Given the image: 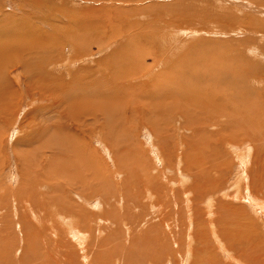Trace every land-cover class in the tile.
I'll return each instance as SVG.
<instances>
[{"label": "rangeland", "instance_id": "obj_1", "mask_svg": "<svg viewBox=\"0 0 264 264\" xmlns=\"http://www.w3.org/2000/svg\"><path fill=\"white\" fill-rule=\"evenodd\" d=\"M121 1L0 0V264H264V80L226 69L264 66V1L159 2L216 10L186 33L130 13L159 0ZM212 81L239 86L227 111Z\"/></svg>", "mask_w": 264, "mask_h": 264}, {"label": "bare ground", "instance_id": "obj_2", "mask_svg": "<svg viewBox=\"0 0 264 264\" xmlns=\"http://www.w3.org/2000/svg\"><path fill=\"white\" fill-rule=\"evenodd\" d=\"M40 1V0H39ZM143 2L144 0H122L121 2H124V3H127V2H130V3H132V2H135V3H139V2ZM163 1H165V0H159V1H156L154 4L152 3V4H147V5H143V7L141 6V7H138L137 9H136V11H130V13H132V14H134V15H137V16H143L144 18H148V19H150L149 20V23L151 22V23H155L154 25L155 26H157V28H159V27H161V26H166V27H168L169 26V28H170V30H173V31H176V33H179L180 31H182L183 33H186V32H188V30H192V32H193V30L194 31H196V26H195V24H196V22H194V19L195 18H199V19H202V20H205V17H207V20L206 21H210V23L214 20V19H219V16H217V14H216V10L215 11H213L212 12V10H213V8H212V10L210 9L209 11H207V10H204V11H202V13H200L198 16H196V9H194V10H192V9H188V8H185V7H183V6H180V7H176V5H174V4H172L173 2H171L170 4L171 5H169V7H168V9H167V6L166 5H162V4H160L159 2H163ZM243 1V0H242ZM241 1V2H242ZM248 1V0H247ZM264 1V0H263ZM244 2V1H243ZM24 3V2H23ZM263 2L261 1V4H262ZM19 4V3H18ZM163 4H164V2H163ZM244 4H245V2H244ZM257 4V3H256ZM258 4H260V3H258ZM36 9H37V11H36V13L37 14H40L41 12V10H39L38 8L40 7V6H44V3L42 2H40V3H36ZM168 5V4H167ZM188 5V4H187ZM185 6H186V4H185ZM189 6V5H188ZM191 6H192V4H191ZM198 6V5H197ZM262 6H264V5H262ZM45 7V6H44ZM193 7V6H192ZM21 8V7H20ZM19 8V9H20ZM23 8V7H22ZM22 8L20 9V12H21V10H22ZM198 8H199V6H198ZM241 8H242V6H241ZM250 8V6H248V9ZM252 8H254V6H252ZM252 8H250V9H252ZM1 9V8H0ZM35 9V10H36ZM264 9V8H263ZM244 10V9H243ZM255 10V9H254ZM211 11V12H210ZM245 11V10H244ZM263 11V10H262ZM153 12H154V14H153ZM198 12H199V10H198ZM197 12V13H198ZM245 12H247V11H245ZM264 12V11H263ZM255 14V13H254ZM260 14V13H259ZM169 17H167V16ZM47 18V17H46ZM73 18V17H72ZM166 18H168V20L166 19ZM172 18H173V20H172ZM264 18V17H263ZM49 19V18H48ZM68 19V18H67ZM71 19V18H70ZM244 20H246L245 18H243ZM44 20V22H45V19H43ZM72 20V19H71ZM167 20V21H166ZM220 20V19H219ZM173 21V22H172ZM239 21H241V20H239ZM47 22V21H46ZM49 22H50V19H49ZM53 22V20L50 22V23H52ZM67 22V21H66ZM69 22H70V20H69ZM145 22V21H144ZM177 22V23H176ZM214 22V21H213ZM219 22V21H218ZM264 22V21H263ZM262 22V23H263ZM255 23V22H254ZM193 24V26H191ZM215 24H216V22H215ZM242 24H248V26H249V22H243L242 21ZM64 25V24H63ZM68 25V24H67ZM216 25H218V24H216ZM216 25H212L211 26V24H210V26L211 27H216ZM3 26V25H2ZM55 26V25H54ZM54 26H53V28H54ZM66 26V25H65ZM221 29H222V31L220 32V33H224V34H226V33H230V30L232 31H236V32H234L235 34L238 32V33H240V34H244V33H248V35L247 36H245L244 38L245 39H251V34H252V31H250V29H247L245 26H238V27H235L233 24H231L229 21H226V20H223V23L221 22V25H218ZM258 26H260V27H258ZM257 26V24H254V28L257 30V34H259V36H261V37H263L264 36V23H263V25H258ZM50 27V26H49ZM151 27H153V25L151 26ZM151 27H149V28H151ZM219 27H216L215 29H214V31L215 32H217V30H218V28ZM236 28V29H238L239 30V28H240V30L241 31H237L236 29H233V28ZM1 28V27H0ZM12 28V27H11ZM51 28H52V26H51ZM89 27H88V25L86 24V28H84V29H88ZM168 28V29H169ZM219 28V29H220ZM250 28V27H249ZM71 29V28H70ZM78 29V28H77ZM166 29V28H165ZM37 30V29H36ZM242 30H244V31H242ZM41 31V30H40ZM43 31V30H42ZM82 32H84V31H82ZM243 32V33H242ZM46 33V32H45ZM218 33V32H217ZM40 34H41V32H40ZM86 34V33H85ZM174 34H175V32H174ZM220 35V34H219ZM1 36V35H0ZM46 36V35H45ZM44 36V37H45ZM49 36V35H48ZM140 37H139V39H138V42H139V40L140 41H142V40H144L145 38H149L151 35H149V34H143V35H139ZM154 36H156V34L154 35ZM153 36V37H154ZM42 37V36H41ZM145 37V38H144ZM156 37H158V36H156ZM48 38V37H47ZM140 38H144V39H140ZM258 38V37H257ZM167 39V41L169 42V38H166ZM236 39V38H235ZM239 40H241V41H244L243 40V38H240ZM252 40V39H251ZM48 41V40H47ZM53 41V40H52ZM136 41V40H135ZM146 41V40H145ZM79 42V41H78ZM143 42V41H142ZM178 42V41H177ZM234 42H235V40H234ZM5 43V42H4ZM165 43V42H164ZM170 43V42H169ZM7 44V43H6ZM146 44H148L147 42H146ZM236 44V43H235ZM34 45V44H33ZM169 45V44H168ZM167 45V46H168ZM172 45V44H171ZM23 46V45H22ZM202 46V45H201ZM169 47V46H168ZM197 46H195V48H196ZM231 47V46H230ZM2 48V47H1ZM134 48V47H133ZM261 49H264V48H262V47H260ZM76 49V48H75ZM3 50V49H2ZM1 50V51H2ZM174 51V50H173ZM4 52V51H3ZM184 52V51H183ZM1 53V52H0ZM149 53V56H151L152 54H150L151 53V51L150 52H148ZM242 53V52H241ZM145 54V53H144ZM227 54V53H226ZM264 54V52H262L261 53V55L262 56H264L263 55ZM3 55V54H2ZM228 55V54H227ZM226 55V57H228ZM237 55V54H236ZM235 55V57L237 58V56ZM0 56H1V54H0ZM28 56V55H27ZM24 57V56H23ZM153 57H155V56H153ZM179 57V56H178ZM181 57H183V56H181ZM203 57V56H202ZM202 57H200L201 59H202ZM230 57V56H229ZM232 57V56H231ZM26 58V57H25ZM77 58V57H76ZM195 58V57H194ZM223 58V57H222ZM78 59V58H77ZM204 59V58H203ZM202 59V60H203ZM229 59V58H228ZM251 59H252V57H251ZM259 59V58H258ZM178 60V59H177ZM217 60H218V58H217ZM231 60V59H230ZM230 60H229V62H230ZM236 60H239V59H236ZM248 60V59H247ZM71 61V60H70ZM156 58H153V63H156ZM196 61V60H195ZM209 61V60H208ZM227 61V60H226ZM261 59H259L258 60V63H255V62H253L252 60L248 63V64H245V63H243L242 61H239V62H237V63H233V62H231V63H228V65H229V68H226L227 70L229 69V72H228V74L230 73V71H231V73H232V76L234 75V74H242V75H246V74H244V67H245V65H249L250 67H252V70L253 71H255V72H257V73H261L262 74V76H263V78H261V80L263 79L264 80V66L261 64ZM202 62V61H201ZM9 63V62H8ZM25 64V63H24ZM157 64V63H156ZM179 65V67L181 66L182 67V65H183V63H181V64H178ZM185 66H186V64H184ZM195 65V64H194ZM224 65H225V67L227 66L228 67V65H227V63L225 64V62H224ZM212 66H213V64H212ZM68 67V66H67ZM180 67V68H181ZM184 67V66H183ZM214 67V66H213ZM248 67V66H247ZM246 67V68H247ZM148 68H150V67H148ZM185 68V67H184ZM205 68H206V66H205ZM197 69V68H196ZM202 69H203V67H202ZM214 69H216V70H220L221 72L223 71L222 70V68H221V66L219 65V66H217L216 68H214ZM225 69V70H226ZM184 70V69H183ZM188 70V69H187ZM205 70V69H204ZM215 70V71H216ZM249 70V69H248ZM197 71V70H196ZM187 72V71H186ZM194 72V71H193ZM210 72H211V70H210ZM210 72H208V73H210ZM223 72H225V71H223ZM204 73V72H203ZM206 73H207V71H206ZM218 74H219V71L217 72ZM217 73H215V75L217 76L218 74ZM231 73H230V75H228V76H231ZM169 74V73H168ZM175 74V73H174ZM213 74V73H212ZM224 74V73H223ZM171 75H173V74H171ZM221 75V74H220ZM219 75V76H220ZM238 76V78L240 77V79L243 77L244 78V76ZM249 75H251V74H249ZM205 76V75H204ZM207 76V75H206ZM212 76V78H214L213 77V75H211ZM217 77L218 78V80H219V78H221V77ZM231 76V77H232ZM247 76V75H246ZM235 77V76H234ZM20 78V77H19ZM230 78V77H229ZM233 78V77H232ZM231 78V79H232ZM242 78V79H243ZM247 78V77H246ZM252 78H255V77H252ZM127 79V78H126ZM167 79V78H166ZM165 79V80H166ZM207 79V78H206ZM231 79H229V80H231ZM240 79H239V81H240ZM241 79V80H242ZM245 79V78H244ZM17 80V79H16ZM27 80H28V78H27ZM222 79H220V81L219 82H222L221 81ZM228 80V79H227ZM235 80V79H234ZM233 80V81H234ZM247 80H248V78H247ZM260 80V79H259ZM262 80V81H263ZM18 81H19V79H18ZM170 81H172V80H170ZM208 81H209V79H208ZM223 81H225V80H223ZM237 81V80H236ZM236 81H234V82H236ZM239 81H238V83H239ZM243 81H245V80H243ZM249 81H250V79H249ZM61 82V81H60ZM176 82V81H175ZM213 82V81H212ZM241 82V81H240ZM264 82V81H263ZM23 83V82H22ZM178 83V82H177ZM177 83H174V84H176L177 85ZM179 83H181V82H179ZM178 83V84H179ZM228 83L229 84H231L232 83V86H230V85H228V87L230 86V88H225L226 86H224V88H221L222 87V85H220V86H217L214 82L213 83H208V84H206L205 86H204V89H207V91L209 90V89H211V92H213L214 94H222L221 96H214L213 98L215 99V101H217V102H219V100H218V98H224L223 97V95H230L231 93H233V92H236L237 93V95H238V92H239V90L237 91V88L234 90V88L235 87H237L238 85L237 84H235V83H233L232 81H231V83L228 81ZM237 83V82H236ZM246 83V82H245ZM17 84V83H16ZM19 84V83H18ZM26 84V83H25ZM29 84V83H28ZM223 84V83H222ZM227 84V83H226ZM241 84V83H240ZM30 85V84H29ZM157 85V84H156ZM199 85V84H198ZM209 85H210V87H209ZM25 86H27V85H25ZM172 86H174V85H172ZM178 86V85H177ZM177 86H175V87H177ZM185 86V85H184ZM183 86V87H184ZM246 86H248V85H246ZM32 87V86H31ZM239 87V86H238ZM242 87V86H241ZM178 88V87H177ZM193 89H195L194 88V86L192 87ZM246 88V87H245ZM244 88V89H245ZM27 89V88H26ZM32 89V88H31ZM170 89V88H169ZM189 88V85L188 86H186V87H184V91H181V90H177V93L181 96V97H183V98H185V96H188V92H190V90H192V89H190ZM128 90V89H127ZM148 91V90H147ZM174 91V90H173ZM119 92H120V90H119ZM211 92H210V94H211ZM175 93V92H174ZM201 93V92H200ZM241 95V94H240ZM211 97V96H210ZM229 97V96H228ZM40 98V97H39ZM232 98V97H231ZM230 98V99H231ZM239 98V97H238ZM243 98L246 100V94H243ZM64 100H65V98H63ZM104 99V98H103ZM187 99V98H186ZM188 99H189V96H188ZM194 99H196V98H194ZM233 99H235V97L234 98H232V100ZM244 99H241V102H242V104L244 105V106H250V104H247L246 103V101L244 100ZM251 98H249V100H250ZM117 100V99H116ZM210 99H208L207 98V103H208V101H209ZM105 101H107V100H105ZM112 101V100H111ZM118 101H120V100H118ZM211 101V100H210ZM237 101V100H236ZM108 102V101H107ZM106 102V103H107ZM187 102V101H186ZM194 102V101H193ZM220 103V102H219ZM227 103V101L225 100V98H224V101L223 102H221V105L219 106L220 108H221V112H224V111H227L226 109H228V104H226ZM108 105H110L109 103H107ZM107 104H105L106 106H107ZM116 104V103H115ZM180 104V103H179ZM187 104V103H186ZM192 104V103H191ZM209 104V103H208ZM252 104H254V103H252ZM183 105V107H185L184 106V104H182ZM181 105V106H182ZM217 105V104H216ZM105 106V107H106ZM197 106H198V104H197ZM207 105H203V103H202V100H201V102H199V106L198 107H201V109H203L204 111L206 110V109H208L207 107H206ZM243 106V107H244ZM111 107H112V104H111ZM196 107V106H195ZM194 107V108H195ZM188 108V107H187ZM186 108V109H187ZM137 109V108H136ZM173 109H175V108H173ZM105 110H106V108H105ZM181 110V109H180ZM103 111V110H102ZM198 111V110H197ZM200 112V111H199ZM102 113V112H101ZM214 113H215V111H214ZM237 113V112H236ZM252 114H254V113H252ZM94 116V115H93ZM95 116H99V115H95ZM188 116V115H187ZM198 116V115H197ZM147 117V116H146ZM239 118H240V116H238ZM251 117V116H250ZM249 116H247V118H250ZM252 117H254L253 115H252ZM149 118V117H148ZM256 118H258V116H256ZM96 119V118H95ZM165 119V118H164ZM198 119V118H197ZM251 120L253 119V118H250ZM248 120V119H247ZM259 120V119H258ZM166 121V120H165ZM246 121V120H245ZM244 121V122H245ZM111 122V121H110ZM243 122V121H242ZM114 123V122H113ZM187 123V122H186ZM252 123H253V120H252ZM256 123V122H255ZM241 124V123H240ZM244 123H242V125H243ZM245 124H248V127L250 128V126H251V123H250V121L248 120V121H246L245 122ZM261 124H263L264 125V120L261 122ZM73 125V123L71 124V126ZM256 125V124H255ZM255 125H254V127H255ZM57 126H59V125H57ZM70 128H74V126L73 127H70ZM230 129V128H229ZM68 135H70V133L68 134ZM264 137V136H263ZM69 139V138H68ZM261 140H264V139H262L261 138ZM60 144H58L57 146H59ZM54 146V145H53ZM60 147V146H59ZM54 148V147H53ZM55 148H57V147H55ZM247 148V147H246ZM209 152V151H208ZM53 154V153H52ZM240 154V153H239ZM205 156V155H204ZM81 157V156H80ZM248 159V158H247ZM224 164V163H223ZM198 166H196V168H197ZM190 169H191V167H190ZM252 170V169H251ZM202 171H204V170H202ZM250 174H252L251 172H250ZM249 177H251V175H249ZM251 178H253V177H251ZM256 178V177H255ZM254 180V179H253ZM248 182H249V180H248ZM187 183V182H186ZM257 183V182H256ZM255 183V184H256ZM170 185V184H169ZM67 186H69V183H67ZM251 186V185H250ZM249 186V188H251ZM216 187V186H215ZM252 188H254V187H252ZM256 188V187H255ZM263 188H264V186H263ZM69 190H70V188H68ZM261 190V189H260ZM162 192H164V191H162ZM74 193V192H73ZM240 193V192H239ZM170 194V193H169ZM244 194V193H243ZM246 194V193H245ZM244 194V195H245ZM79 195V194H78ZM166 195V194H165ZM248 196H250V192H249V195ZM150 197V196H149ZM156 197V196H155ZM163 197V196H162ZM175 197V196H174ZM251 198H252V200H253V196L251 195L250 196ZM167 198H169V196L167 197ZM210 197L208 196V199H209ZM160 199H161V197H160ZM171 199V198H170ZM177 199V198H176ZM239 199H241L240 197H238L237 198V200H239ZM256 200V199H255ZM258 200V199H257ZM157 201H159V200H156V203L155 204H159L158 206L160 207V206H162V205H164L165 207H168L166 204H163V202H165L166 201V199L164 198V201L161 199V201H163L162 203H159V202H157ZM210 201V200H209ZM243 201V200H242ZM246 201H247V197H246ZM149 202V201H148ZM168 202V201H167ZM247 202H249V201H247ZM219 203V202H218ZM218 203L215 205L216 206V208H218ZM230 203H231V201H223L222 203H221V209H222V211L225 213L226 211H227V208L228 209H230L232 212H233V206H231L230 205ZM263 203V202H262ZM264 204V203H263ZM175 205V204H174ZM234 205V204H233ZM137 207V206H136ZM255 207V206H254ZM261 207H262V209H264V205H261ZM260 208V207H259ZM164 209V208H163ZM100 211H102L101 209H99ZM179 210V209H178ZM217 211V210H216ZM219 211V210H218ZM35 212V211H34ZM157 212V211H156ZM221 212V211H220ZM254 212V211H253ZM205 213V212H204ZM228 213V212H227ZM162 214V213H161ZM254 214V213H253ZM238 215H240V217H242V216H244L243 214H242V211L240 210V212H239V214ZM263 215H264V211H263ZM163 216V215H162ZM202 216V215H201ZM208 216V215H207ZM229 216V215H228ZM101 217V216H100ZM248 217H250V216H248ZM160 218V217H159ZM224 219V218H223ZM226 219H228L227 217H226ZM206 220V219H205ZM162 220L160 219V222H161ZM214 221V220H213ZM239 221H241V220H239ZM238 221V222H239ZM159 222V221H158ZM211 222V221H210ZM220 222H221V220H220ZM150 223V222H149ZM213 223V222H212ZM224 223H226V222H224ZM236 223H237V221H236ZM246 223L248 224V223H250L249 221L247 222V221H245V222H243L242 224H245V228L247 227L248 228V226H251L252 227V225H247L246 226ZM155 225V224H154ZM72 226V225H71ZM220 226V225H219ZM151 227V226H150ZM152 227H155V226H152ZM151 227V228H152ZM218 227V226H217ZM244 228V229H245ZM223 229H224V227H223ZM222 229V230H223ZM74 232V234L75 235H77L78 233H79V231H73ZM240 232V231H239ZM215 233V237H216V239L218 240V243H219V245L221 246L220 247V249L224 252V253H229V249L226 247L227 245H225V240H223L224 239V237L223 236H219L216 232H214ZM89 234V233H88ZM81 235V234H80ZM232 236V235H231ZM78 237H80V236H78ZM78 237H76V238H78ZM240 237V236H239ZM250 237V236H249ZM225 238H227V237H225ZM230 238V237H229ZM236 238V237H235ZM252 239V238H251ZM263 241V240H262ZM231 243H234V242H231ZM256 243V242H255ZM262 244V243H261ZM237 245V244H236ZM260 245V244H259ZM232 247V246H231ZM237 247V246H236ZM220 250V251H221ZM221 251V252H222ZM239 255V254H238ZM243 255V254H242ZM241 255V256H242ZM231 256V255H230ZM256 256H258V254L256 255ZM263 256V255H262ZM228 257V256H227ZM231 258L234 260H239V261H241V259H239L238 257H236V255L235 256H231ZM230 258V259H231ZM231 259V260H232ZM235 262V261H234ZM246 262V264H247V261H245ZM242 263H244L243 262V260L241 261V264ZM232 264V263H231Z\"/></svg>", "mask_w": 264, "mask_h": 264}]
</instances>
